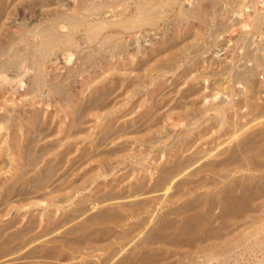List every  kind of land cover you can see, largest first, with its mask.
Masks as SVG:
<instances>
[{
	"label": "rangeland",
	"instance_id": "374dc122",
	"mask_svg": "<svg viewBox=\"0 0 264 264\" xmlns=\"http://www.w3.org/2000/svg\"><path fill=\"white\" fill-rule=\"evenodd\" d=\"M98 1L0 0V264H264V0Z\"/></svg>",
	"mask_w": 264,
	"mask_h": 264
},
{
	"label": "bare ground",
	"instance_id": "6f19581e",
	"mask_svg": "<svg viewBox=\"0 0 264 264\" xmlns=\"http://www.w3.org/2000/svg\"><path fill=\"white\" fill-rule=\"evenodd\" d=\"M82 1H84V3H85V0H82ZM88 1V0H87ZM96 1H98V0H96ZM108 2H109V0H107ZM119 1V0H118ZM169 1V0H168ZM79 2H81V1H78V3L77 4H79ZM98 2H100V1H98ZM103 1H101V3H102ZM105 2V1H104ZM103 2V3H104ZM74 3V2H73ZM75 3H76V1H75ZM74 3V4H75ZM84 3H80V5H82V4H84ZM102 3V4H103ZM109 3H111V2H109ZM115 3V2H114ZM169 3V2H168ZM99 4V3H98ZM105 4V3H104ZM107 4V3H106ZM113 4V3H112ZM161 4V3H160ZM170 4V3H169ZM144 5V4H143ZM164 5H165V3H164ZM167 5V4H166ZM87 6H88V4H87ZM154 6V5H153ZM157 6V5H156ZM89 7H91V6H89ZM70 8V7H69ZM81 8H85V7H81ZM138 8V7H137ZM147 8V7H146ZM100 8H98V10H99ZM140 9V8H139ZM154 9V7L153 8H151V11ZM79 10H80V7H79ZM88 10V9H87ZM107 10V9H106ZM145 10V9H144ZM86 11V10H85ZM90 10H88V12H89ZM95 11V10H94ZM137 11H139V10H137ZM87 12V11H86ZM87 12V13H88ZM140 12H141V10H140ZM144 12H146V11H144ZM149 12V11H148ZM189 12H190V9H189ZM192 12V11H191ZM84 12L81 10L80 12H77L76 14H78V15H75V17H74V19H72V20H70V21H68L69 23H67V22H65L66 24H70V26H72L71 27V31L69 32V33H67V34H65L64 36L66 37V38H64V39H70L71 37H72V35H73V33L74 32H76L77 30H79L84 24H86V31H88V33H90L91 35H95L96 36V34H99V29L101 28V26H100V24L99 23H90L89 21H88V19H89V17H87L85 14H83ZM95 13V12H94ZM160 13V12H159ZM180 13V12H179ZM184 13V12H183ZM83 14V15H82ZM114 14V13H113ZM132 14V13H131ZM135 14V13H134ZM82 15V16H81ZM191 15H193V14H191ZM128 16V15H127ZM126 16V17H127ZM138 16H139V13H138ZM152 16H156V18H158L157 16L158 15H152ZM202 16V15H201ZM101 17V16H100ZM116 17V16H115ZM160 17V16H159ZM58 18V17H57ZM125 18V17H124ZM138 18V17H137ZM136 18V19H137ZM152 18V17H151ZM153 18H155V17H153ZM54 19V18H53ZM60 19V18H59ZM129 19V18H128ZM135 19V18H134ZM139 19H141L140 18V16H139ZM147 19H149V17L147 18ZM67 20V19H66ZM125 20V19H124ZM142 20V19H141ZM154 20V19H153ZM257 20V19H256ZM65 21V20H64ZM119 21V20H118ZM121 21H123V19L121 20ZM132 21V20H131ZM136 21H140V20H136ZM56 22H58V21H56ZM56 22L54 23L55 25H56ZM60 22V21H59ZM99 22V21H98ZM106 22V21H105ZM110 22V20H108V23ZM124 22V21H123ZM127 22V21H126ZM129 22V21H128ZM135 22V21H134ZM258 22V21H257ZM53 23V22H52ZM29 24V23H28ZM49 25H50V23H48ZM110 24V23H109ZM114 23H112V25H113ZM125 24V23H124ZM128 24V23H127ZM133 24V23H132ZM47 25V24H46ZM118 25V24H117ZM128 25H131V24H128ZM148 25H150V24H148ZM120 26V25H119ZM127 26V25H126ZM125 26V27H126ZM136 26V25H135ZM45 27V26H44ZM43 27V28H44ZM53 27V26H52ZM131 27V26H130ZM48 28V27H47ZM136 28V27H135ZM42 29V28H41ZM104 29V28H103ZM85 30V29H84ZM69 31V30H68ZM44 34H46V40L45 41H43L44 43H42L43 45H42V48H40V52H41V50H43V49H46L47 50V48L48 47H50L54 42H56V41H59V39H61V36H59V35H61L60 33H58L59 35H57V34H55L52 30H50V31H48L47 33H44ZM112 34V33H111ZM110 34V35H111ZM42 35H43V33H42ZM88 35V34H87ZM114 36H116L115 34H113ZM112 35V36H113ZM92 36V37H93ZM98 36V35H97ZM107 37H109L110 38V36H108L107 35ZM17 38V37H16ZM95 38V37H94ZM104 38H106V36L104 37ZM104 38H102L103 39V42H104ZM109 38H106V39H109ZM38 39V38H37ZM63 39V40H64ZM89 39H91V37L89 38ZM106 39H105V41H106ZM37 42V41H36ZM63 42V41H62ZM65 42V41H64ZM101 42V41H100ZM99 42V43H100ZM35 43V42H34ZM41 46V45H40ZM76 47V46H75ZM95 48V47H94ZM6 49V48H5ZM5 49H4V51H5ZM20 49H21V47H20ZM20 49H18V50H20ZM35 49V48H34ZM93 49V48H92ZM99 49V48H98ZM32 50V49H31ZM95 50V49H94ZM0 51H2V50H0ZM45 51V50H44ZM96 51V50H95ZM16 52H17V50H16ZM23 52V51H22ZM39 52V51H38ZM21 53V52H20ZM19 52H18V54H20ZM43 53H45V52H42L41 54H42V56L44 55ZM13 54H15V53H13ZM17 54V53H16ZM36 54H37V52H36ZM28 55V54H27ZM30 55V54H29ZM28 55V56H29ZM45 56V55H44ZM84 56V55H83ZM23 57V56H22ZM40 56H39V53H38V60L40 59L39 58ZM81 58H82V56H81ZM30 59V58H29ZM43 59V58H42ZM34 60V59H33ZM36 60V59H35ZM40 61V60H39ZM8 62H9V60L4 64V66L7 64L8 65ZM36 62H37V60H36ZM35 62V63H36ZM41 62V61H40ZM39 62V63H40ZM30 63V62H29ZM28 63V64H29ZM38 63V64H39ZM37 64V63H36ZM14 66V65H13ZM13 66H11V67H13ZM39 66V65H38ZM38 68V67H37ZM7 69V68H6ZM39 69V68H38ZM2 70V69H1ZM5 70V69H4ZM37 70V69H36ZM7 71V70H6ZM33 71H35V70H33ZM36 72V71H35ZM37 73H39L38 71L36 72V74ZM3 75V74H2ZM40 75V74H39ZM7 76V75H6ZM41 76V75H40ZM44 77V76H43ZM37 78V77H36ZM40 79V78H39ZM10 80V79H9ZM37 80V79H36ZM41 81H42V79H41ZM41 81H40V83H41ZM38 84V83H37ZM43 85V84H42ZM33 87V86H32ZM41 87V86H40ZM34 88V87H33ZM259 143V142H258ZM257 143V144H258ZM256 146V145H255ZM254 146V147H255ZM253 147V148H254ZM252 148V149H253ZM263 152H264V149H263ZM262 154H264V153H262ZM176 182V181H175ZM226 190V189H225ZM256 190V189H255ZM224 191V190H223ZM222 191V193H223V195L226 193V192H223ZM226 194H229L228 192L226 193ZM230 195V194H229ZM229 195H226V197L227 196H229ZM216 196V195H215ZM222 196V195H221ZM231 196V197H230ZM229 197L230 198H232L231 200H230V202H228V203H226L225 202V199H222V200H224V202L226 203V205L224 206V207H227V211L226 212H228L229 211V213H231V212H235V211H237V210H239L240 209V211L241 210H245L246 208H247V201H249V200H247L246 201V197L244 198V196H241V197H232L233 195H230ZM236 196V195H235ZM223 198H226L225 197V195L224 196H222ZM221 197V198H222ZM215 199H217V198H215ZM226 199H228V198H226ZM249 199V198H248ZM237 213V212H236ZM240 214V213H239ZM228 215H230V214H228ZM233 215H235V214H233ZM196 218H197V216H196ZM196 218H194V217H189V218H186L185 220H184V222H182L181 224H178V225H180L178 228H176V229H174V230H172V234H170V235H167V234H169V233H166V235H162V236H159V235H161V234H157L158 235V239L157 238H155L156 240H157V245H156V247H152L151 246V242H153V240L151 239L152 237L150 236L149 238H146L145 240H144V242H143V245H144V247L146 248V249H153V250H160V251H169V250H171L172 248H177V247H179L178 246V244L180 243V242H178L177 243V241L179 240V239H181L185 234H189V233H191V236L192 237H194L195 238V235H196V231H198L197 229H199V227L201 226V225H203V224H201L200 223V220L199 219H196ZM199 218V217H198ZM195 220H198V223H196V221ZM204 220V219H203ZM183 221V220H182ZM201 221H202V219H201ZM208 221V220H207ZM207 224V223H206ZM209 224V223H208ZM210 225V224H209ZM162 226V225H161ZM208 226V225H207ZM211 226H209V228H210ZM205 228V227H204ZM207 228V227H206ZM208 228V229H209ZM210 230V229H209ZM215 230V229H214ZM216 232V231H215ZM210 233V232H209ZM152 235V234H151ZM212 235V234H211ZM153 237H155L156 236V234H155V236L154 235H152ZM198 236V235H197ZM208 236H210V234H208ZM157 237V236H156ZM188 238V237H187ZM213 237L211 236V239H212ZM154 239V240H155ZM184 239V238H183ZM189 239V238H188ZM191 239H193V238H191ZM196 239V238H195ZM190 240V239H189ZM194 241V240H193ZM156 242V241H155ZM182 243V242H181ZM180 243V244H181ZM233 245H234V242H233V240H232V237L231 236H222L221 234H219V235H216V236H214V239H212V240H210L209 241V244L207 245L208 246V248L211 250V251H213L215 254H219V253H221V252H225V251H227V250H229V249H231L232 247H233ZM145 252V251H144ZM144 252L141 254H135V256H134V259H135V261H140V255H144ZM152 252V251H151ZM211 254V253H210ZM148 257L149 256H147V259H148ZM141 258H142V256H141ZM144 258V257H143ZM145 259V258H144ZM138 261V262H139ZM145 263H146V261H145ZM143 264V263H142Z\"/></svg>",
	"mask_w": 264,
	"mask_h": 264
}]
</instances>
